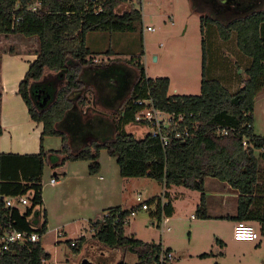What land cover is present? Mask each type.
<instances>
[{"label":"trees","instance_id":"16d2710c","mask_svg":"<svg viewBox=\"0 0 264 264\" xmlns=\"http://www.w3.org/2000/svg\"><path fill=\"white\" fill-rule=\"evenodd\" d=\"M200 22L203 35L211 27H215L223 40L234 33L236 47L249 59L244 69L246 77L237 90L229 91L218 79L208 75L204 38L199 94H168L169 78L147 77L142 64L133 59L130 60L134 64L132 70L117 64L123 70L132 71L131 75L125 71L123 78L116 72L117 65L84 69L95 64L92 59L96 55L86 45L87 33L142 32L141 10L130 0H0V34L18 33L37 36L39 40L38 52L19 82L18 94L30 118L42 123L38 153L0 154V235L7 229L39 235L37 242L11 244L9 250L0 252V264H42L50 258L40 240L47 230L46 214L41 210L44 163L56 169L67 160H85L89 163V172L94 174L99 170L101 149L115 157L121 177H148L162 183L166 198L164 212L168 217L172 206L166 189L172 185L198 191L196 216L207 217L204 179L212 177L239 192L236 221H255L264 234V201L260 200L257 189L259 156L255 154V150L264 149V136L253 130L255 97L264 87V6L229 22L209 16L200 17ZM51 72L63 74L64 80L57 92L53 84L40 83ZM86 86L96 90L118 89L123 94L130 89L122 107L111 113L112 129L94 106L98 100H90L94 107L87 106ZM39 94L49 97L44 106L40 105ZM140 100H151L156 109L173 116V129H168L166 145L150 132L136 137L125 130L128 124L140 123L135 119L144 107L138 103ZM75 121L88 126L87 134H81V142H76V130L69 129ZM217 126L231 130L227 135H218ZM105 131L110 136L104 135L103 140L96 139L74 150L68 142L71 138L74 146L81 145L86 137L97 138ZM177 131L181 135L187 131L188 136L175 137ZM45 136L60 137L61 149L45 150ZM24 195L29 199L28 205L6 206L8 197ZM157 197L147 202L152 204ZM130 209L118 206L106 209L102 219L91 222L93 236L109 249L123 250L136 257L132 262L119 258L113 264H160L159 243L124 234ZM157 213L149 212V215L153 218ZM83 238L78 241L81 243ZM80 243L77 246L74 241L70 247L76 250ZM216 243L224 246L220 240ZM166 251L170 250L166 248Z\"/></svg>","mask_w":264,"mask_h":264},{"label":"rangeland","instance_id":"374dc122","mask_svg":"<svg viewBox=\"0 0 264 264\" xmlns=\"http://www.w3.org/2000/svg\"><path fill=\"white\" fill-rule=\"evenodd\" d=\"M130 1L136 8L141 10L142 32H105L106 38L103 43L106 45H104V48H99L101 50L99 52L92 51L96 53L94 57L99 54H105L102 50H108L109 46L105 42L107 39L119 40L121 38L119 41L122 42L114 48L117 51L114 57L118 61H125L131 64L130 60L133 59L142 64L147 77H168V94L195 95L200 93L202 71L201 40L204 38L207 43L208 75H210L209 67L212 65V76L214 78L225 73L229 77L231 76V81L234 82L227 89L231 92L238 89L240 82L246 77L244 69L249 61L247 62V57H245L247 60L244 57L243 59V55L238 48L236 49L234 33L228 40H223L219 37L215 27H211L210 31L207 32L205 30L203 35L199 16L202 14L196 13L198 7L192 5L191 0H142V3H137L134 0ZM234 1L237 2V7L235 8L238 10H250L254 6L252 3L248 4V1L251 0ZM221 2L224 4L226 1L221 0ZM257 5L253 9L262 7L260 3ZM201 17L204 16L202 15ZM209 17L212 19L216 18L224 23L231 21L237 16L231 19H222L216 15L209 14ZM145 26H151L154 30L147 31ZM210 59L211 65L209 63ZM131 65L134 66L133 63ZM118 67L116 72L120 73L123 78L126 69L123 70V67ZM126 72L128 75L132 73L129 70ZM120 86H123V83ZM255 99L256 109L253 118L256 123V131L264 136V87L256 94ZM149 124H128L125 126V130L136 137H142L150 131L151 124ZM70 128L74 131L76 130L78 137L76 142H81V134L85 135L88 132V126H81L78 121H75L74 124L71 123L69 125ZM256 151L255 154L259 156V152L256 153ZM99 160L104 169V171L99 172V175L106 178H112L113 176L117 179L121 178L115 157L108 155L105 149L100 150ZM54 171L57 173L55 177L53 175ZM57 171L58 169H53L46 163L42 175L44 199L47 203H52L54 210L56 209V204L53 201L52 191L48 184L51 178L60 179V176L63 175ZM261 171L264 173V168H260V173ZM142 180L139 179L138 184L126 190L125 203L135 204V197L138 194H140L142 200H147L156 193L161 194L162 186L158 181L153 179ZM73 184L74 179L70 177L68 186L70 187ZM119 197V194L115 193L114 197L110 198L111 202H105L106 205L115 206L120 205V203L125 205L123 199ZM185 200L183 201L180 197V201L176 202L178 213L167 224L170 227L169 232L160 233L155 219L150 217L148 211L138 210L134 216L127 220L125 235L154 243H158L160 238H162L166 244L171 246L174 256L166 264H214L215 262L218 264H261L264 261V245L261 249L255 246L257 243L264 241V235L259 232V238L256 241L235 240L232 237V225L227 219L212 218L200 220L195 212L192 211L193 200L189 198ZM74 206L70 211L81 212L76 205ZM64 207L63 204L59 205L60 209H64ZM66 211H68V208H66ZM57 214L60 215L61 210ZM191 215L194 216L193 219ZM31 218L35 220L34 215ZM252 224L259 231V224L255 222ZM82 225L84 224L80 221L70 223L65 228L66 234L61 235L48 227L40 240L46 252L50 254V258L44 260L42 264H81L83 260L90 264H113L119 258H124L129 262L136 260L135 255L132 253L123 250H112L98 244L93 236V231L88 226L83 227ZM82 237L84 238L80 243L78 239ZM216 239L224 243L222 248L216 244ZM74 241L77 246L80 243L76 250L70 247V242ZM202 253H207V255L199 257ZM93 260L97 262L95 263Z\"/></svg>","mask_w":264,"mask_h":264},{"label":"crops","instance_id":"0c3cea01","mask_svg":"<svg viewBox=\"0 0 264 264\" xmlns=\"http://www.w3.org/2000/svg\"><path fill=\"white\" fill-rule=\"evenodd\" d=\"M224 4L228 5L226 3ZM263 6L264 4L262 5V7ZM261 8H257V9H261ZM257 9L251 8L250 10H244L243 14ZM196 13L198 12L196 11ZM104 33L105 32H89L86 34V45L91 51L99 52L101 51L99 50V48L101 47L104 48V45H106L103 43V40L106 38V35ZM119 40H121V38H119ZM119 40L116 39L111 40L110 38L107 39V41L105 42H107L108 46L110 47V48L108 47V50L110 51L107 52L106 51L107 49L102 50V52L104 51L105 54H99L96 57H94L92 60L93 62H95V64L94 65L90 64L89 67H85L84 69L90 70L94 67L100 69H106L109 67H113L117 64H121L127 68H130L131 70L134 69V67L128 62L118 61L114 57L115 52L117 53V51L114 50V48L117 46V44H120L122 42ZM38 49H39V40L37 36H23L18 33L0 34V154L1 153L36 154L39 152L40 136L42 133V123L35 122L30 118L29 113L27 111V107L21 96L18 94L19 82L21 81L25 72L27 71L29 64L35 59ZM237 55L239 56V54ZM243 57L245 58V56H242V58ZM248 61L249 59L247 60V62ZM209 63L211 65L212 63L211 59ZM209 68H210L209 76L213 77L212 65ZM216 79H218L228 89L234 83L231 81V76L229 77L225 73L219 75ZM63 80H64L63 74L58 72H51L47 74L41 80L40 83L41 85L44 84L45 82L49 84L50 83L53 84L57 92V89L61 86ZM40 90L41 92L43 91V89ZM128 90L130 91V89ZM128 90H126V92H128L127 94H123L125 92H121L118 89L102 90L99 88L96 90L88 86L84 88L85 94L87 95L89 101L87 106L90 107L95 106L98 110H100V112H102V114L107 119L106 121H108V124L110 125V129L113 128L111 113L119 110L122 107L125 98L129 94ZM48 98L49 97H44L39 94L38 99H40L41 101L40 105L44 106L48 102ZM90 100H98V102L96 103V105H94ZM255 107H256V103H254L253 114L256 109ZM253 130L254 133L260 135L256 131L257 129L254 118H253ZM104 135L110 136L108 131H105L100 136H97V138L86 137L84 143L81 145L74 146L72 144L71 138H68L69 140L68 142L71 148L74 150L79 146L88 145L92 141H95L96 139H99L98 141L103 140L105 138ZM61 146H62V141L60 137L45 136L43 138V147L45 150H50V149L58 150L61 149ZM257 152H259V158H258L259 178L257 182V189L260 200L264 201V173H262V171L260 173V168H264V150L263 149L257 150L256 153ZM98 162H99V170L97 173L94 174L89 172L88 170L89 163L88 161L85 160H77V161L67 160L63 165L56 168L58 169L57 172L63 175L60 176V179L56 178V182L54 183H51L49 180V184H48L52 191L53 201L56 204L55 210L52 207V203H47L45 201L44 189L42 192L41 210H44L46 214L47 228L49 227V229H54L56 232L59 231L62 232V234H66L65 228L68 224L73 223L75 221H80L82 224H84L82 226L83 227L88 226L89 229L93 231V235H94L95 231L94 228L91 226V222H94L98 219L99 220L102 219V217L106 213L105 212L106 209L115 206H118L121 209H130L136 205V203L135 204L129 202L125 203L124 196L126 190L138 184L139 179H143L142 181L145 180L147 181L150 178L121 177V176H120L121 178L119 179H117L114 176L112 178H106L103 177L102 175H99V172L104 171V169L100 160ZM46 163L47 162L44 163V166ZM68 172H70L69 175ZM53 175L54 177L56 176L55 171L53 172ZM70 177H73L74 184L69 187L68 181ZM160 184L162 186V192H163L164 191L163 185L162 183ZM204 189H205V209H206L207 217L200 218V220H207L212 218L227 219L233 227L234 223L236 222L235 216L237 215L239 192L236 189H233L228 183L212 177H206L204 179ZM166 191L169 195V199L172 206V213L169 216L168 224L172 219H174V217L177 216L178 209L176 207V202L180 201V197L183 199V201H186L185 200L186 198L192 199L193 200L192 211L196 212V208L200 199V193L198 191L191 190L183 186H175V185H172L171 187L167 188ZM115 193L119 194L120 196L119 198L123 199L125 205H122V203H120V205H115V206L106 205L105 202H111L110 198L112 196L114 197ZM159 194L160 193L153 194L149 198L159 196ZM61 204L65 206L64 209L59 208V205ZM74 205H76L78 207V210L79 211L81 210V212L75 213L74 211H70L71 208L75 207ZM66 208H68V211H66ZM59 210H61L60 215L57 214ZM191 218L193 219L194 216L191 215ZM254 222L255 221L251 223ZM126 223L128 222H125L124 224ZM259 229H260V225H259ZM169 231L170 229L168 230V232ZM124 234H125V226H124ZM158 243L163 248L169 249L170 252L172 253V258L174 257L172 248L169 244H166V242L162 238H160V241ZM263 245H264V241H261L260 243H257L255 246L261 249ZM200 255L199 257H201ZM261 264H264V261H262Z\"/></svg>","mask_w":264,"mask_h":264},{"label":"built area","instance_id":"2783aa9c","mask_svg":"<svg viewBox=\"0 0 264 264\" xmlns=\"http://www.w3.org/2000/svg\"><path fill=\"white\" fill-rule=\"evenodd\" d=\"M142 3V0H134ZM147 31H153L154 28L151 26H145ZM139 104H144V107L135 115L136 121L144 124H149L151 127L150 133L153 136L158 137L163 145H166L168 142V132L169 128L173 129V116L171 114L165 113L156 109L151 100H140ZM231 128L217 126L215 128V133L218 135H227ZM175 137L188 136L186 131L184 135H181L178 131L174 133ZM242 144L246 146V141L243 140ZM264 150V149H263ZM51 183L56 182L55 178L50 179ZM136 205L130 209L127 219L136 214L138 210H146L148 212H156L157 215L153 217L156 222V226L160 230V233L168 231L170 227L168 224L169 217L164 212V205L166 203V198L164 196V191L154 200L152 204H149L147 200H142L140 194L135 197ZM29 199L26 195L19 197H8L6 199V206L15 207L19 205H28ZM158 204V206H157ZM107 213H105L106 215ZM59 235L62 232H57ZM232 237L238 241H256L259 238V231L254 227V225L249 221H236L232 227ZM39 240V235L36 232H28L24 230L17 229H7L0 235V252L9 250L11 244L15 243H25V242H37ZM70 245L73 246L74 242H70ZM158 261L160 264L172 259V253L166 251L165 248L161 246L160 253L158 256Z\"/></svg>","mask_w":264,"mask_h":264},{"label":"flooded vegetation","instance_id":"af4514ba","mask_svg":"<svg viewBox=\"0 0 264 264\" xmlns=\"http://www.w3.org/2000/svg\"><path fill=\"white\" fill-rule=\"evenodd\" d=\"M219 1L218 0H191V3L195 7H198L197 12L199 14H202L203 16H209V14H213L222 19H231L235 16H240L243 14L244 9L242 10L236 9L235 7H237V2H235L234 0H225L226 2H230L228 5L222 4L221 1L220 2ZM251 3L252 5H254L252 8H254L255 6H258L257 5L258 3L263 5L264 0L248 1V4H251ZM202 15H199V16L201 17ZM94 262L96 263L97 261H94Z\"/></svg>","mask_w":264,"mask_h":264},{"label":"water","instance_id":"95a60500","mask_svg":"<svg viewBox=\"0 0 264 264\" xmlns=\"http://www.w3.org/2000/svg\"><path fill=\"white\" fill-rule=\"evenodd\" d=\"M81 264H90V263H89V262H88V263H86V261H85V260H83Z\"/></svg>","mask_w":264,"mask_h":264}]
</instances>
